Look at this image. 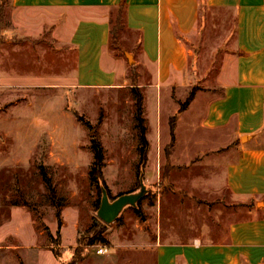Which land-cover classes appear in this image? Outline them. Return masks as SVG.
I'll use <instances>...</instances> for the list:
<instances>
[{
	"label": "rangeland",
	"instance_id": "374dc122",
	"mask_svg": "<svg viewBox=\"0 0 264 264\" xmlns=\"http://www.w3.org/2000/svg\"><path fill=\"white\" fill-rule=\"evenodd\" d=\"M204 10L205 26L189 40L194 55L181 75L185 81L159 92L151 86L150 73H137L139 37L128 30L119 33L118 44L111 42V49L125 61L129 80L112 87L75 85L73 50L49 36L37 46L32 39L30 45L28 39L9 41L0 35L6 77L30 80L0 86V264H66L76 250L78 264H156L158 243L221 242L233 223L249 217L255 203L235 199L226 183L221 155L229 145L219 143V133L197 125L205 103L183 116L169 161L165 155L170 118L189 108L179 112L180 103L193 89H197L193 100L221 92L223 62L235 53L234 14ZM117 13L114 10L113 16ZM10 14L9 0H0V30L11 24ZM135 88L142 96L150 144L147 164L139 172ZM159 95L163 107L155 112ZM85 122L94 127L104 149L103 179L110 201L140 192L141 183L147 190L139 206L125 208L112 224L97 216L102 194L89 177L93 154ZM156 140L162 141L161 149L153 148ZM41 168L62 209L59 258L52 253L57 208ZM96 221L102 223L107 243L88 246L84 233Z\"/></svg>",
	"mask_w": 264,
	"mask_h": 264
},
{
	"label": "crops",
	"instance_id": "0c3cea01",
	"mask_svg": "<svg viewBox=\"0 0 264 264\" xmlns=\"http://www.w3.org/2000/svg\"><path fill=\"white\" fill-rule=\"evenodd\" d=\"M121 4L124 29L139 37L137 73H150L158 92L185 81L181 75L194 55L189 40L205 26L204 9L231 11L235 20V53L223 62L221 92L196 97L176 115L175 143L183 116L205 103L197 125L229 145L221 155L227 186L235 199L255 207L221 242L158 243L156 264H264V0H9L11 24L0 35L37 46L49 36L69 46L78 87L123 86L129 80L126 63L111 49V13ZM3 60L0 43V86L30 81L6 77ZM162 98L155 100V112L161 111ZM161 145L156 140L153 148Z\"/></svg>",
	"mask_w": 264,
	"mask_h": 264
},
{
	"label": "trees",
	"instance_id": "16d2710c",
	"mask_svg": "<svg viewBox=\"0 0 264 264\" xmlns=\"http://www.w3.org/2000/svg\"><path fill=\"white\" fill-rule=\"evenodd\" d=\"M117 15L113 16V13H111V42L117 46L118 44V38H119V33L125 28L124 25V18H125V12H126V7L125 4H121L117 7ZM134 80H136V77L134 76ZM197 89H193L192 92L189 94L187 99L183 102L180 103V108L179 112L185 111L192 100L194 99L195 92ZM135 93L137 96V119L140 124V139H139V162H138V172L141 171L147 164L148 161V149H149V142L146 138V128L144 126V119L142 118V96L141 93L137 88H135ZM176 116L170 118L169 122V128H170V137L171 141L170 144L165 148V155L167 161L170 159V150L174 146L175 143V129H176ZM85 126L90 130V149L93 154V163L91 166V170L89 173L90 181L95 184L98 188V191L100 195L102 194V190L105 189L107 191L108 196L109 195V190L106 186V183L103 179V167H104V149L101 145L100 142L97 141L95 134H94V127L89 123L85 122ZM42 172V177L43 180L47 186V188L50 191L51 198L53 201V204L57 208V232H56V237L52 238V253L55 256V258H59V251L58 248L60 247V233H61V228H62V209L60 206V203L56 197L55 189L52 186L51 179L47 176L46 172L44 169L41 168ZM101 203V200L99 201V204ZM139 206V203L137 204ZM135 211L139 215V217H142L141 211L137 208H135ZM86 245L88 246H93L95 244H106L107 240L105 238V229L102 226V223L99 221L93 222L92 225L85 231L84 233V240ZM82 241V238L79 239L78 243L80 244ZM79 252L76 250L74 253V256L72 260L66 264H78V262L81 261L79 258Z\"/></svg>",
	"mask_w": 264,
	"mask_h": 264
},
{
	"label": "water",
	"instance_id": "95a60500",
	"mask_svg": "<svg viewBox=\"0 0 264 264\" xmlns=\"http://www.w3.org/2000/svg\"><path fill=\"white\" fill-rule=\"evenodd\" d=\"M146 192L145 186L141 183L140 192L121 195L115 201L111 202L107 191L103 189L100 207L97 212L98 218L105 224L114 223L125 208L136 207Z\"/></svg>",
	"mask_w": 264,
	"mask_h": 264
},
{
	"label": "built area",
	"instance_id": "2783aa9c",
	"mask_svg": "<svg viewBox=\"0 0 264 264\" xmlns=\"http://www.w3.org/2000/svg\"><path fill=\"white\" fill-rule=\"evenodd\" d=\"M104 253V249L101 248L100 251H99V254H103Z\"/></svg>",
	"mask_w": 264,
	"mask_h": 264
}]
</instances>
